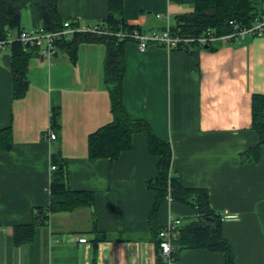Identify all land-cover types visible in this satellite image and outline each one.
<instances>
[{
	"label": "crops",
	"instance_id": "obj_1",
	"mask_svg": "<svg viewBox=\"0 0 264 264\" xmlns=\"http://www.w3.org/2000/svg\"><path fill=\"white\" fill-rule=\"evenodd\" d=\"M124 11L130 26L153 32L192 15L195 6L193 0H125ZM58 13L76 27L103 28L109 0H59ZM22 18L25 29L35 27L27 10ZM74 39L60 42L52 65L32 50L29 87L20 98L13 46L0 51V132L11 133V147L0 149V264H158L157 231L173 218L185 226L197 210L166 200L151 220L158 193L148 183L158 177L159 158L150 155L143 134L114 162L90 158V135L113 121L107 47L83 43L72 54ZM125 61L129 116L171 144L172 171L185 187L208 192L235 264H264V147L257 158L260 136L253 129V97L264 96V37L191 51L152 46L143 52L130 40ZM54 110L60 126L52 142ZM55 154L67 165L70 189L93 193L94 206L49 212ZM35 222L33 238L23 241ZM174 264H226V255L187 249Z\"/></svg>",
	"mask_w": 264,
	"mask_h": 264
},
{
	"label": "trees",
	"instance_id": "obj_2",
	"mask_svg": "<svg viewBox=\"0 0 264 264\" xmlns=\"http://www.w3.org/2000/svg\"><path fill=\"white\" fill-rule=\"evenodd\" d=\"M195 12L181 17L171 26V32L181 37L198 38L207 32L216 36L230 34L233 30L230 22L251 26L264 7V0H193ZM59 0H0V41H8L12 35L19 36L25 30L23 12L31 15L35 27L43 26L47 31L59 30L63 22L58 13ZM125 0H109V14L105 26L101 29L108 34L94 35L80 33L69 44L72 54L83 43H103L107 47L104 65L105 83L109 88L113 121L91 134L88 141L89 156L93 159L110 158L113 162L133 148V137L143 134L146 137L150 155L159 158L158 177L148 183V187L157 191L151 220L154 221L163 202L170 195L173 201L188 204L196 208L197 218L181 226L174 241L175 257L182 250L208 249L226 255V264H235L229 243L222 234L223 217L211 209L209 194L203 189H191L184 186L181 177L172 171L173 150L170 143L160 140L149 123L129 116L124 106L123 83L126 75L125 44L118 33L133 32L137 27L130 26L125 17ZM60 44V43H59ZM12 74L14 77V96L23 97L29 87V63L32 50L20 42H14ZM204 48H212V45ZM182 50V49H181ZM59 112L52 113V128L57 132ZM253 129L260 136V147L256 148L257 158L261 146L264 147V96L253 97ZM11 147L10 131L0 132V149ZM56 169L52 175L50 213L73 211L80 207L94 206L95 196L89 192H74L68 185L67 165L59 154L53 156ZM44 214V213H42ZM36 216V221L39 218ZM38 217V218H37ZM48 219L45 214V220ZM36 222L27 230L23 241L34 236ZM162 229V228H161ZM158 239V264H163L161 257L160 230ZM20 229H18L19 232ZM19 240L21 241L20 237Z\"/></svg>",
	"mask_w": 264,
	"mask_h": 264
},
{
	"label": "built area",
	"instance_id": "obj_3",
	"mask_svg": "<svg viewBox=\"0 0 264 264\" xmlns=\"http://www.w3.org/2000/svg\"><path fill=\"white\" fill-rule=\"evenodd\" d=\"M162 18L161 15H157ZM233 30L230 34L223 36H216L212 32H207L201 37H181L174 35L171 32V26H167L163 31L145 32L140 28H135L133 32H120L117 34L119 39L131 40L138 43L140 50L145 52L152 46H159L173 50L191 51L194 47L204 48L217 42L243 41L249 37L259 38L264 37V7L260 15H258L251 26H244L230 22ZM80 33L104 35L108 34L106 31L98 26H74L71 22H65L63 26L57 31H47L45 27H34L23 30L19 36L14 35L8 41H0V51L14 43L20 42L27 48H36L40 52L41 58L44 62L52 65L58 56L59 43L71 36ZM49 141H56L58 136L52 127L47 132ZM56 167H53L55 170ZM169 201H173L171 196H168ZM182 221L179 218H173L160 230L161 239V257L163 264H174L176 261L174 241L178 236ZM79 242L86 243V239H79Z\"/></svg>",
	"mask_w": 264,
	"mask_h": 264
},
{
	"label": "rangeland",
	"instance_id": "obj_4",
	"mask_svg": "<svg viewBox=\"0 0 264 264\" xmlns=\"http://www.w3.org/2000/svg\"><path fill=\"white\" fill-rule=\"evenodd\" d=\"M25 15V14H24ZM24 24L26 25V26H29V24H26V22H24Z\"/></svg>",
	"mask_w": 264,
	"mask_h": 264
}]
</instances>
